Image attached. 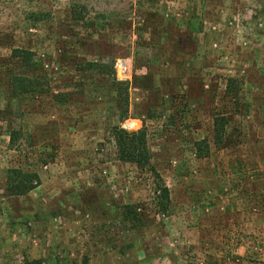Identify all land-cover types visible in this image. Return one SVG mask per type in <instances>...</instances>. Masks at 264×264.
<instances>
[{"label":"rangeland","instance_id":"374dc122","mask_svg":"<svg viewBox=\"0 0 264 264\" xmlns=\"http://www.w3.org/2000/svg\"><path fill=\"white\" fill-rule=\"evenodd\" d=\"M17 73L40 77L48 93L10 95ZM228 78L237 104L224 94ZM113 79L128 87L121 121ZM219 112L224 148L212 141ZM112 125L144 129L149 166L118 160ZM11 168L38 184L9 196ZM124 204L144 222L119 219ZM33 258L264 264V0H0V264Z\"/></svg>","mask_w":264,"mask_h":264},{"label":"trees","instance_id":"16d2710c","mask_svg":"<svg viewBox=\"0 0 264 264\" xmlns=\"http://www.w3.org/2000/svg\"><path fill=\"white\" fill-rule=\"evenodd\" d=\"M75 19H79L77 15ZM12 57L18 61L23 68H30L33 66L31 53L23 49H13ZM97 64L89 63L84 65L86 70H97L98 73L103 74L104 70ZM10 95L24 96V95H42L48 93L46 82L40 77L33 74L17 73L13 74L9 80ZM46 86V87H45ZM111 89L115 91L116 100L121 104L120 121L127 118V101H128V87L124 82L112 80ZM239 90L237 88V81L234 78H228L225 83V96L234 104L238 103ZM55 97V96H54ZM58 99V98H57ZM56 99V100H57ZM58 101V100H57ZM228 117L225 113L219 112L214 114L212 121V141L215 146L224 148L229 145V136L227 135ZM111 134L115 143L117 158L122 162L134 164L137 167L149 166L151 155L147 147L146 134L143 128L137 131L128 132L117 125L111 126ZM14 140L13 134L10 137ZM203 144L206 146L205 140L195 142L196 151L199 156L203 157L206 154L202 153L204 150ZM5 189L9 196H24L28 194L39 182V176L32 171H24L21 168H11L5 171ZM158 206L162 211L167 210L169 191L164 185L158 186L156 189ZM117 213V217L123 222L143 223V218L137 212V208L131 204H124ZM146 223V222H145ZM144 223V224H145ZM103 233L105 230H101ZM132 244L125 245L121 250L130 249ZM21 264H46L41 258L26 259Z\"/></svg>","mask_w":264,"mask_h":264},{"label":"built area","instance_id":"2783aa9c","mask_svg":"<svg viewBox=\"0 0 264 264\" xmlns=\"http://www.w3.org/2000/svg\"><path fill=\"white\" fill-rule=\"evenodd\" d=\"M126 61L122 59H117L114 63V68L117 71V78L119 79H127L129 66H126Z\"/></svg>","mask_w":264,"mask_h":264}]
</instances>
